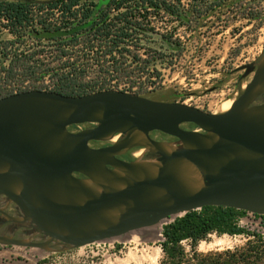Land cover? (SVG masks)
Returning a JSON list of instances; mask_svg holds the SVG:
<instances>
[{"label":"water","instance_id":"water-1","mask_svg":"<svg viewBox=\"0 0 264 264\" xmlns=\"http://www.w3.org/2000/svg\"><path fill=\"white\" fill-rule=\"evenodd\" d=\"M241 69L253 78L221 113L118 89L0 97V195L20 213L9 219L43 238L0 235V245L75 249L126 240L205 206L264 216V103L250 105L264 81V55L255 69ZM185 123L203 132L184 130ZM81 124L93 126L69 130ZM152 131L179 144L157 141ZM116 135L110 146H89ZM141 148L155 156L117 157Z\"/></svg>","mask_w":264,"mask_h":264},{"label":"trees","instance_id":"trees-1","mask_svg":"<svg viewBox=\"0 0 264 264\" xmlns=\"http://www.w3.org/2000/svg\"><path fill=\"white\" fill-rule=\"evenodd\" d=\"M224 1L192 0L184 11L165 0H1L0 97L28 89L65 95L156 89L163 69L177 66L182 41L176 26L162 32L154 17L164 13L188 24ZM260 14L244 7L240 15ZM246 214L205 206L174 217L162 225L159 264H264V234L239 224ZM211 233L248 239L242 247L198 252L197 242ZM183 241L190 242L189 252Z\"/></svg>","mask_w":264,"mask_h":264},{"label":"rangeland","instance_id":"rangeland-1","mask_svg":"<svg viewBox=\"0 0 264 264\" xmlns=\"http://www.w3.org/2000/svg\"><path fill=\"white\" fill-rule=\"evenodd\" d=\"M165 1L177 4L184 11L192 3V0ZM244 7L261 14L251 19L242 17ZM154 23L162 32L176 26L182 41L177 66L163 69L161 86L141 94L154 100L181 101L206 112L220 113L221 104L235 100L249 79L245 71L235 69L253 62L264 49V0H226L221 7L211 9L205 16L192 18L188 24L161 13L154 17ZM4 38L11 36L5 34ZM156 39L154 36L149 40ZM77 129V126L69 127L73 132ZM152 135L160 138L157 133ZM144 152V149H135L125 154V158L136 159L134 154H140L139 159L152 158L145 157ZM163 224L142 229L126 240L93 243L75 249L57 244L43 249L0 245V264H37L42 259L46 260L42 264H159L162 253L158 242ZM239 224L246 230L264 234V219L254 214L247 212L240 217ZM9 233L14 234L13 231ZM18 237L31 242L43 240L31 232H17L15 238ZM247 239L243 235L211 233L199 240L195 248L202 253L233 249L244 246ZM182 245L190 251L189 241H183Z\"/></svg>","mask_w":264,"mask_h":264},{"label":"flooded vegetation","instance_id":"flooded-vegetation-1","mask_svg":"<svg viewBox=\"0 0 264 264\" xmlns=\"http://www.w3.org/2000/svg\"><path fill=\"white\" fill-rule=\"evenodd\" d=\"M264 55V49L262 50L261 54L258 56L257 59H255L253 62L254 64V69L257 67V63L260 61V58ZM249 64V63H248ZM243 71H245V69H241ZM253 74L254 73H249L247 75H245V77H248V81L246 82V84L253 78ZM243 85H242V90L241 92L238 94V96L242 93L243 91ZM237 96V97H238ZM264 103V81L261 84L260 90L257 93L256 97L254 98V100L252 101V103L250 105L256 106V105H260ZM79 127V129L75 130L74 132H77L79 130L82 129H86V128H91L93 125L91 124H81V125H74L72 127ZM71 128V127H70ZM181 128L184 130H189V131H194V132H203L201 129H199L196 125L192 124V123H185L181 125ZM72 130V129H70ZM153 133H157L160 138H154L153 137ZM117 136V137H116ZM115 139L112 138L111 140H109L108 142H102V141H90L89 142V146L91 148H101V147H106V146H110L112 145L114 142L118 141L120 139V137L118 135H116ZM150 137L157 140V141H166V142H171L175 145L179 144V140L174 137V136H170L168 134L159 132V131H152L150 133ZM114 139V140H113ZM94 144V145H93ZM142 149V148H141ZM132 150L135 149H131L125 152L120 153L119 155H117V157L121 160H129L125 158V154H128L129 152H132ZM145 157H154L155 155H153V153L149 152V151H145L144 153ZM136 156V154H134ZM140 155V154H139ZM137 157V156H136ZM76 177L81 178L83 177V175L75 173L74 174ZM14 217V218H20V213L17 210V208L15 207V205L11 202H8V200L6 199L5 196L0 195V235H11L9 232L13 231V235H11V237L15 238L16 237V233L17 232H29L30 229L26 228V227H20V226H16L8 217ZM38 236H40L42 238L41 235L37 234ZM20 238V237H18Z\"/></svg>","mask_w":264,"mask_h":264},{"label":"bare ground","instance_id":"bare-ground-1","mask_svg":"<svg viewBox=\"0 0 264 264\" xmlns=\"http://www.w3.org/2000/svg\"><path fill=\"white\" fill-rule=\"evenodd\" d=\"M245 87V85L243 86V88ZM231 104H232V101L231 100H227V101H225V102H223L222 104H221V107H220V109H221V112H225V111H227L229 108H230V106H231ZM220 112V113H221ZM215 113V112H214ZM117 137V136H116ZM116 137H114V139L116 138ZM113 139V140H114ZM136 156H137V158L140 156L139 154H136Z\"/></svg>","mask_w":264,"mask_h":264},{"label":"built area","instance_id":"built-area-1","mask_svg":"<svg viewBox=\"0 0 264 264\" xmlns=\"http://www.w3.org/2000/svg\"><path fill=\"white\" fill-rule=\"evenodd\" d=\"M113 89H115V88H113ZM118 90H121V89H118Z\"/></svg>","mask_w":264,"mask_h":264}]
</instances>
